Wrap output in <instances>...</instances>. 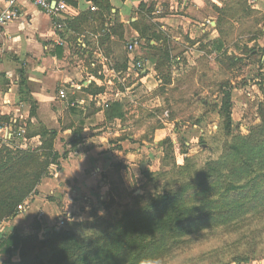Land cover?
Wrapping results in <instances>:
<instances>
[{"label":"crops","instance_id":"crops-1","mask_svg":"<svg viewBox=\"0 0 264 264\" xmlns=\"http://www.w3.org/2000/svg\"><path fill=\"white\" fill-rule=\"evenodd\" d=\"M63 1L64 10L54 16L29 0H0V12L12 5L19 14L0 27V117L9 118V123L0 122V137L6 130L11 136L17 132L20 135H15V141L22 148H35L41 144L39 129H54L57 131L54 148L60 154L58 163L49 167L36 193L22 203L14 217L0 223V237L13 232L47 231L61 217H65V223L85 220L89 209L94 207L99 211L106 199H115L114 191L122 185L121 177L127 178V170L134 177L152 171L148 161L156 155L153 152L158 151L160 157L163 154L157 138L162 126L155 128L156 132L149 136L151 139L145 137L144 131L137 138L134 130L141 127L145 130L146 115L142 118V114L127 108L122 97L126 94L130 97L129 90L136 92L138 88L132 89L140 82L146 92H163L165 87L179 86L184 64L195 65L202 55L199 44L220 46V19L229 18V13L235 10L231 14L233 17L237 14L240 25H245L252 14L264 12V0H109L112 14L118 13L119 22L125 26L130 20L128 24L135 36L129 42L137 41L138 32L132 22L140 15L158 25L165 40L162 47L168 49L170 60L167 64L171 83L162 86L154 59L141 57L142 52L137 56L133 51L124 52L108 28L107 32L103 29L89 32L97 20L88 19L81 24L74 20L88 9L97 10L90 1ZM141 3L143 8H139ZM149 7L152 12L147 16ZM70 19L74 20V26L67 31L80 36L76 45L84 58L71 52L67 41L59 36L62 27L54 26L55 21L63 24ZM102 31L106 35L109 32L104 41L99 40ZM84 33H88L93 48L81 38L85 37ZM182 35L190 39L189 49L194 50L195 59H190L187 51L183 53L185 62L179 56L177 49ZM150 43L156 44L153 40ZM137 61L144 64L143 69L135 67ZM20 72L25 85H20ZM117 81L120 86L115 85ZM26 86L36 102L33 115H30V103L21 99ZM20 88L25 93H20ZM60 91L64 97L59 96ZM111 95L114 98H109ZM156 101L159 107V99ZM114 102L121 105V116L108 118L106 105ZM164 114L169 116L167 109ZM173 154L182 156L177 149ZM2 248L3 261L7 255ZM256 264H264V259Z\"/></svg>","mask_w":264,"mask_h":264},{"label":"rangeland","instance_id":"rangeland-1","mask_svg":"<svg viewBox=\"0 0 264 264\" xmlns=\"http://www.w3.org/2000/svg\"><path fill=\"white\" fill-rule=\"evenodd\" d=\"M147 10V16L151 15V8ZM233 11L229 13V18L219 20L222 27L219 37L220 46L202 41L203 43L198 45L202 48L199 61L195 65L184 64V73L179 80V86L165 87L163 92L159 90L149 92L147 89L146 92L140 82L132 89L138 88L136 92L131 93L129 90L130 97L128 94L125 98L122 97L127 108L135 110L134 112H138L140 116L142 114V118L146 115L145 130L142 127L134 130L137 138L140 132L144 131L143 134L148 139L158 125L162 126L157 132V138H159L158 147L163 154L160 157L157 150L153 152L156 155L151 156V160L148 161L152 171L143 173L142 177H134V173L130 176V171L127 170V178L125 177L124 180L121 177L122 185H118L119 187L114 191L115 199H106L103 208L99 211L94 207L89 209V216L85 220L67 221L59 226V229L72 228L81 236L104 235L108 232L109 223L118 220L127 210L141 209L148 194L161 191L183 190V193L190 198L188 206L201 205L203 197L197 192L200 182L198 177L205 163L223 159L240 163V155H234L231 150L224 153V143H232L234 138L226 137L220 130L222 121L218 107L222 94L228 93L232 101L233 135H246L259 123L256 108L262 97L260 86L264 87V57L262 59L259 50L262 47H259L258 40L264 37V12L252 14L249 23L240 25L237 14L234 17L231 14ZM117 14L115 16L107 14L105 23L108 25L103 26L97 21L93 23L89 32H100L105 27L109 28V32L116 39L115 42L128 53L127 44L135 35L132 34L128 24L130 20L124 26L120 24ZM147 22H151L150 19H147ZM62 28L60 32L63 31ZM63 35L71 52L79 58H84L76 45V38L80 36L67 31H63ZM84 35L85 37L81 38L93 48V42L87 39L88 33ZM105 38L106 35L102 31L99 40L104 41ZM136 38L137 45L132 54L137 56L142 52L141 57L156 59L158 52L149 49L147 43L143 39H138L137 35ZM250 40L254 41L250 42ZM248 43H251V47H247ZM190 47V39L182 35L181 46L177 51L184 62L185 51L188 52L187 56L190 59H195L194 50L189 49ZM115 85L120 86L121 83L117 81ZM110 90L111 86L107 89L108 93ZM109 98L114 96L111 95ZM156 98L160 101L159 107L156 106L158 103L157 101L155 103ZM166 109L169 112L168 117L164 114ZM181 144L184 151L182 156L175 157L173 153L171 155V152ZM246 152L249 151L244 153ZM262 154L264 155V144L259 148H253L251 157H246L247 155L244 157L247 160L257 158L255 161H258V157ZM186 165L189 166L188 171ZM180 166H183V169ZM254 167L257 169L258 165ZM250 178L248 176L244 178L245 180L234 181L238 186L231 191L236 192L244 185L248 188V183L244 184V182ZM229 191L225 192L229 193ZM222 193L223 190H219L211 200L217 198L227 202V197H223L225 193ZM230 195L232 197V193ZM44 233V230L37 232L39 238H44ZM13 257L14 260L19 259L18 251L14 252ZM262 259H264V206L253 209L232 223L188 234L172 244L169 242L156 258L143 264H153L154 261H162L163 264H256Z\"/></svg>","mask_w":264,"mask_h":264},{"label":"trees","instance_id":"trees-1","mask_svg":"<svg viewBox=\"0 0 264 264\" xmlns=\"http://www.w3.org/2000/svg\"><path fill=\"white\" fill-rule=\"evenodd\" d=\"M86 1H90L97 10L88 9L74 20H78L81 24L92 19L104 26L106 15L112 14L113 9L109 0ZM143 7L141 3L139 8ZM74 20H65L62 24L63 31L66 32L68 28L73 27ZM132 25L137 30L138 37L147 43V47L158 52L154 62L162 86L170 84L171 76L167 64L170 61L169 51L162 47L165 40L158 25L147 22L143 14L132 22ZM106 29L107 27L103 28ZM63 31L59 32L61 38H64ZM106 39H108L107 35ZM152 40L156 44H151ZM259 50L264 55V48ZM116 68L121 67L116 66ZM21 75L20 72V85H25V79ZM260 90L262 97L256 108L259 123L254 125L248 134L242 136L233 135L232 101L228 93L222 94L218 107L222 121L220 130L226 137L234 138L232 143H224V153L231 150L234 155H240L241 161L237 163L235 160L228 162L223 159L205 163L198 177L200 182L197 188V192L203 197V204L188 206L189 196L185 195L183 190L174 189L148 194L144 200V207L124 212L118 220L109 223L108 229L106 228L108 232L101 236L93 234L81 236L72 228L56 229L55 227L45 231L44 238H39L37 232L28 234L13 232L0 237V247H3V251L7 254L0 264H143L156 258L169 242L172 244L188 234L232 223L253 209L263 207L264 155L258 157V161H255L257 158L247 160L244 157L245 155L251 157L252 149L264 144L262 85ZM27 91H29L27 86L26 93L20 88V93H25L21 95V99L30 103V115H33L36 102ZM105 113L108 118L121 116V105L116 102L108 103ZM8 120V117H0V122L5 124L9 123ZM37 133L41 144L35 148H22L20 144L15 143L17 132L7 139L0 137V223L17 214L22 203L36 193V188L42 178L48 174L49 167L58 163L60 154L54 148L57 131L41 127ZM182 146L183 144L178 145L176 149L178 148L177 151L183 154ZM245 151L249 152L244 153ZM256 164L257 169L254 167ZM180 167L183 169V166ZM186 167L188 171L189 166ZM248 176L251 178L244 182V184L248 183V188L244 185L236 192L231 191L238 186L234 181L239 182ZM219 190H223L225 193L223 197H227V202L217 198L211 200ZM228 190L229 193L225 192ZM195 196L196 194L192 197ZM243 201L251 202L246 204ZM15 251H18V260L12 258Z\"/></svg>","mask_w":264,"mask_h":264},{"label":"built area","instance_id":"built-area-1","mask_svg":"<svg viewBox=\"0 0 264 264\" xmlns=\"http://www.w3.org/2000/svg\"><path fill=\"white\" fill-rule=\"evenodd\" d=\"M31 3L42 9L44 12L52 14V15H58L60 12L64 10V1L63 0H29ZM18 12L16 9L13 8L12 5H10L8 8L2 10L0 12V27L6 25L8 22L12 21L14 18L18 16ZM54 26L56 29H60L62 27V24L60 21H55ZM137 45V41L133 40L127 44V49L129 52H132L134 48ZM135 67L137 69H143L144 64L141 61H137L135 64ZM60 97H64V92H59ZM17 136L20 135V133L16 134ZM11 136V133H8V131H5V134L2 136V138L7 139ZM21 206L19 207L18 211H20ZM65 217H61L58 221V224L55 226L56 229H59V226L63 225L65 223Z\"/></svg>","mask_w":264,"mask_h":264},{"label":"water","instance_id":"water-1","mask_svg":"<svg viewBox=\"0 0 264 264\" xmlns=\"http://www.w3.org/2000/svg\"><path fill=\"white\" fill-rule=\"evenodd\" d=\"M258 44H259V47L264 48V37H262V38H260V39L258 40Z\"/></svg>","mask_w":264,"mask_h":264},{"label":"clouds","instance_id":"clouds-1","mask_svg":"<svg viewBox=\"0 0 264 264\" xmlns=\"http://www.w3.org/2000/svg\"><path fill=\"white\" fill-rule=\"evenodd\" d=\"M153 264H163L162 261H154Z\"/></svg>","mask_w":264,"mask_h":264}]
</instances>
